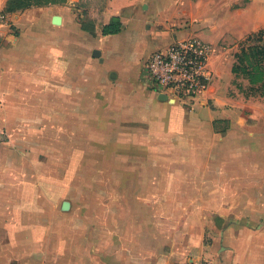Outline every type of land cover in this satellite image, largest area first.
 I'll return each instance as SVG.
<instances>
[{
	"label": "crops",
	"instance_id": "crops-1",
	"mask_svg": "<svg viewBox=\"0 0 264 264\" xmlns=\"http://www.w3.org/2000/svg\"><path fill=\"white\" fill-rule=\"evenodd\" d=\"M114 1L118 33L84 28L69 1L10 14L4 30L8 143L42 149L54 166L83 165V151L103 149L109 165L142 167L123 177L127 188L108 192L111 213L123 216L95 224L89 239H69L45 264H264V90L247 79L252 92L240 90L225 55L260 27L264 10L248 21L249 4ZM186 37L212 45L210 85L190 103L160 99L146 83V57ZM100 133L103 146L94 143Z\"/></svg>",
	"mask_w": 264,
	"mask_h": 264
},
{
	"label": "rangeland",
	"instance_id": "rangeland-1",
	"mask_svg": "<svg viewBox=\"0 0 264 264\" xmlns=\"http://www.w3.org/2000/svg\"><path fill=\"white\" fill-rule=\"evenodd\" d=\"M67 1L78 12L84 28L94 29L99 25L101 29L104 20L110 22L118 18L115 6L119 3L114 0H2V4L10 15L27 8L46 11V6L65 4ZM221 3L233 11L249 4L250 9L244 10L246 12L242 17L248 21L251 20L252 12L262 13L264 10V0H221ZM128 11L125 9L123 12ZM9 25H12L10 18ZM11 27V30L16 29ZM261 28L263 33L259 36L257 31ZM248 36L251 38L248 39ZM253 44H264V22L257 30L237 41L231 53L227 51L225 55L233 64L235 54L242 47ZM235 77L237 80L234 82L240 84V90L252 92L251 87L243 83L246 79L244 74H235ZM261 88L256 91H263L264 88ZM107 137V134H97L94 143L103 146ZM8 142L5 131H0L1 264H45L50 258L53 261L59 260L61 245L65 252L69 239H89L95 224H106L109 216H112L113 221L123 216L122 213H111L108 192L122 191L125 186L127 188L131 183H125L123 177L139 174L142 170L138 165H109L111 160H108L107 151L103 149H97L99 159L93 156L96 150L83 151V165L54 166L47 163L46 152L42 149L19 150ZM120 155L119 158L116 155V162L124 161L123 150ZM113 174L116 181H112ZM64 201L70 204L67 209L61 207ZM141 216L146 222L151 215Z\"/></svg>",
	"mask_w": 264,
	"mask_h": 264
},
{
	"label": "built area",
	"instance_id": "built-area-1",
	"mask_svg": "<svg viewBox=\"0 0 264 264\" xmlns=\"http://www.w3.org/2000/svg\"><path fill=\"white\" fill-rule=\"evenodd\" d=\"M9 27V14L0 0V48L4 29ZM212 45L197 37H186L170 43L164 49L151 52L145 60V80L147 85L168 99L193 102L208 89L212 71L209 57ZM198 264H211L206 260Z\"/></svg>",
	"mask_w": 264,
	"mask_h": 264
},
{
	"label": "trees",
	"instance_id": "trees-1",
	"mask_svg": "<svg viewBox=\"0 0 264 264\" xmlns=\"http://www.w3.org/2000/svg\"><path fill=\"white\" fill-rule=\"evenodd\" d=\"M122 27L121 21L115 18L104 24L101 27V32L102 34H114L121 31ZM262 33L263 28L257 31L259 36ZM247 38L250 39L251 37L248 36ZM235 56L236 60L231 66V71L236 75L244 74L250 85H258L260 88H264V44L242 47Z\"/></svg>",
	"mask_w": 264,
	"mask_h": 264
},
{
	"label": "water",
	"instance_id": "water-1",
	"mask_svg": "<svg viewBox=\"0 0 264 264\" xmlns=\"http://www.w3.org/2000/svg\"><path fill=\"white\" fill-rule=\"evenodd\" d=\"M53 21L55 23H58L59 22V16H54L53 17ZM159 98L163 99V100L168 99L167 96L164 95V94H159ZM66 204H67V206L65 207ZM61 207H62V209H67L69 207V202H67V201L62 202V206Z\"/></svg>",
	"mask_w": 264,
	"mask_h": 264
}]
</instances>
